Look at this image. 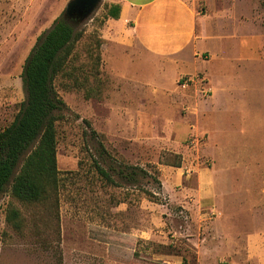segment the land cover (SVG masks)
Here are the masks:
<instances>
[{
  "label": "rangeland",
  "instance_id": "obj_1",
  "mask_svg": "<svg viewBox=\"0 0 264 264\" xmlns=\"http://www.w3.org/2000/svg\"><path fill=\"white\" fill-rule=\"evenodd\" d=\"M189 1L206 21L198 58L124 46L109 0L84 20L78 83L55 81L66 103L57 199L2 195L0 264H264V0ZM68 2L0 0V130L26 98V58ZM176 155L181 166L166 164ZM95 159L145 168L156 198L108 182ZM11 206L22 231L7 222Z\"/></svg>",
  "mask_w": 264,
  "mask_h": 264
},
{
  "label": "trees",
  "instance_id": "obj_2",
  "mask_svg": "<svg viewBox=\"0 0 264 264\" xmlns=\"http://www.w3.org/2000/svg\"><path fill=\"white\" fill-rule=\"evenodd\" d=\"M120 11L121 5L113 3L109 5L106 17L118 19ZM83 22L67 19L63 12L39 38L24 62L22 80L26 98L12 122L0 130V200L5 193L26 205L57 199L60 181L57 121L63 117L66 103L59 96L55 81L59 76H66L74 77L78 83L77 73L82 68L76 67L73 61L75 43L84 36ZM101 44V39L96 37L95 45L88 46L87 54L96 71L101 64ZM175 157V161L166 164L181 166L182 158L180 155ZM95 167L114 185L134 186L153 198L157 196L143 187L142 179L148 174L143 167L124 163H119L116 168L105 167L98 159H95ZM6 219L15 230H23L20 209L9 207Z\"/></svg>",
  "mask_w": 264,
  "mask_h": 264
},
{
  "label": "crops",
  "instance_id": "obj_3",
  "mask_svg": "<svg viewBox=\"0 0 264 264\" xmlns=\"http://www.w3.org/2000/svg\"><path fill=\"white\" fill-rule=\"evenodd\" d=\"M113 3L121 5L120 17L109 21L121 26L119 40L124 46L181 59L192 47L191 54L199 57L197 41L202 38L197 33L206 21L189 0H109V5Z\"/></svg>",
  "mask_w": 264,
  "mask_h": 264
},
{
  "label": "water",
  "instance_id": "obj_4",
  "mask_svg": "<svg viewBox=\"0 0 264 264\" xmlns=\"http://www.w3.org/2000/svg\"><path fill=\"white\" fill-rule=\"evenodd\" d=\"M102 0H69L64 16L67 19L84 21L98 8Z\"/></svg>",
  "mask_w": 264,
  "mask_h": 264
}]
</instances>
